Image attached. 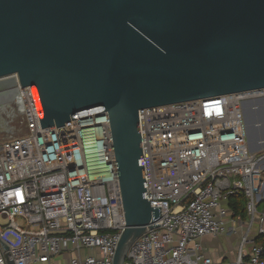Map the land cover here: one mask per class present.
Returning <instances> with one entry per match:
<instances>
[{"label": "built area", "instance_id": "1", "mask_svg": "<svg viewBox=\"0 0 264 264\" xmlns=\"http://www.w3.org/2000/svg\"><path fill=\"white\" fill-rule=\"evenodd\" d=\"M14 88L27 131L0 139V264H112L124 216L107 111L34 134L22 87ZM255 96L264 88L140 109L149 203L160 217L123 264H264L249 235L254 225L264 234V150H250L242 114ZM240 192L238 253L212 260L200 238L237 233L226 204Z\"/></svg>", "mask_w": 264, "mask_h": 264}, {"label": "water", "instance_id": "2", "mask_svg": "<svg viewBox=\"0 0 264 264\" xmlns=\"http://www.w3.org/2000/svg\"><path fill=\"white\" fill-rule=\"evenodd\" d=\"M17 85L34 134L107 111L124 216L112 264H123L160 217L140 109L264 88V0H0V91ZM259 99L242 102L250 149L264 136Z\"/></svg>", "mask_w": 264, "mask_h": 264}, {"label": "rangeland", "instance_id": "3", "mask_svg": "<svg viewBox=\"0 0 264 264\" xmlns=\"http://www.w3.org/2000/svg\"><path fill=\"white\" fill-rule=\"evenodd\" d=\"M252 108V117L259 121V126L256 128V131L257 135L261 138V136L264 135V99H259L253 103ZM26 131L27 124L16 111L13 94L0 91V139L21 136L25 134ZM263 142L264 136L263 139L251 142L250 146L255 148L250 150H264ZM55 261L58 262V260Z\"/></svg>", "mask_w": 264, "mask_h": 264}, {"label": "crops", "instance_id": "4", "mask_svg": "<svg viewBox=\"0 0 264 264\" xmlns=\"http://www.w3.org/2000/svg\"><path fill=\"white\" fill-rule=\"evenodd\" d=\"M228 205V202L226 206ZM237 217V216H235ZM233 215L227 216V225L228 229L231 226H238L237 233L232 234L229 233L228 230L226 233L220 236H210L205 235L200 238V243L202 246V251L205 256L210 257L215 261H223L229 262L233 261L238 253L239 242L241 235L245 231L246 219L242 220V218L235 219ZM250 237L254 240L257 235L256 226H252V229L249 232Z\"/></svg>", "mask_w": 264, "mask_h": 264}, {"label": "trees", "instance_id": "5", "mask_svg": "<svg viewBox=\"0 0 264 264\" xmlns=\"http://www.w3.org/2000/svg\"><path fill=\"white\" fill-rule=\"evenodd\" d=\"M245 203L246 197L243 193H235L228 196V206L233 214L242 218V220L246 219L245 213ZM264 208V201L260 203ZM254 242L258 245L263 246L264 248V234H257L254 238ZM261 260L264 261V251L261 255Z\"/></svg>", "mask_w": 264, "mask_h": 264}, {"label": "bare ground", "instance_id": "6", "mask_svg": "<svg viewBox=\"0 0 264 264\" xmlns=\"http://www.w3.org/2000/svg\"><path fill=\"white\" fill-rule=\"evenodd\" d=\"M263 143H264V142H263ZM263 143H262V144H263Z\"/></svg>", "mask_w": 264, "mask_h": 264}, {"label": "flooded vegetation", "instance_id": "7", "mask_svg": "<svg viewBox=\"0 0 264 264\" xmlns=\"http://www.w3.org/2000/svg\"><path fill=\"white\" fill-rule=\"evenodd\" d=\"M8 93V92H7Z\"/></svg>", "mask_w": 264, "mask_h": 264}]
</instances>
